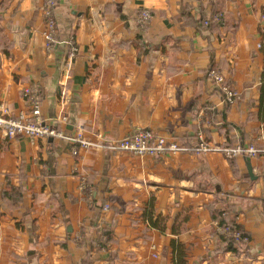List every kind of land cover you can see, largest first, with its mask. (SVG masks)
I'll use <instances>...</instances> for the list:
<instances>
[{
    "label": "crops",
    "instance_id": "obj_1",
    "mask_svg": "<svg viewBox=\"0 0 264 264\" xmlns=\"http://www.w3.org/2000/svg\"><path fill=\"white\" fill-rule=\"evenodd\" d=\"M44 11L45 0H0L7 117L30 114L25 91L36 89L42 120L70 136L119 141L145 128L190 151L74 155L67 141L0 130V264H264V156L197 151L201 135L211 147L264 146V0H58L51 52ZM230 206L245 252L216 231Z\"/></svg>",
    "mask_w": 264,
    "mask_h": 264
},
{
    "label": "built area",
    "instance_id": "obj_2",
    "mask_svg": "<svg viewBox=\"0 0 264 264\" xmlns=\"http://www.w3.org/2000/svg\"><path fill=\"white\" fill-rule=\"evenodd\" d=\"M58 0H45V30L43 32L46 42V50L54 51L61 44L57 39V24L55 20V9ZM151 20V13L147 10L141 12L139 23L145 26ZM220 15L215 17V21H220ZM208 20L205 21V26L208 25ZM70 47V58L75 57L78 50L67 42ZM260 47V46H259ZM210 77L213 79L217 87L220 89L224 100L228 105H234L238 99V93L227 84L225 78L216 72H212ZM25 96L30 98L31 112L30 114H20L18 117H7L8 112L0 107V130L6 138L13 139L16 137H27L29 139H53L64 140L73 145L74 155H78L81 150H104L111 152L127 153L137 157L145 158H162L170 154L188 153L190 149L179 144L177 141L170 139L160 133L150 129H138L132 132L127 137L119 141H109L105 137L99 135L96 140H89L84 136V132L79 131L75 136H70L65 130L53 128L46 124L41 118V102L39 93L36 89H28L25 91ZM198 143V152L202 155L209 153L221 154L228 159H236L238 157L257 158L264 156V146L258 148L256 145L249 146H209L205 142L203 135ZM216 231L223 239H230L233 245L237 248H246L250 244L247 235L240 230L238 225L231 224L221 226L219 222L215 223ZM98 246V245H97ZM100 247V245H99ZM157 257V255H154Z\"/></svg>",
    "mask_w": 264,
    "mask_h": 264
},
{
    "label": "trees",
    "instance_id": "obj_3",
    "mask_svg": "<svg viewBox=\"0 0 264 264\" xmlns=\"http://www.w3.org/2000/svg\"><path fill=\"white\" fill-rule=\"evenodd\" d=\"M214 12H216V11L214 10ZM218 14L219 13L217 12L214 17L218 16ZM217 26L218 25L216 23L210 22V23H208L206 30L213 31V30H215L217 28ZM137 48L140 49L138 46H137ZM235 145H236V143L233 144V145H229V146H235ZM229 208L230 209L227 210V212H226L227 213V216H222L224 214V212L223 213L221 212V213H218V215L215 217V220L217 222L219 221V223H220L221 226L231 225V224H233L235 222L236 214L234 213V210H232V207L231 206ZM213 213L215 214V211H213ZM240 230H241V228H240ZM102 234L103 235L101 237H99L100 238L98 240L99 243L105 241L106 240L105 238H108L109 241H111V238H112L111 237V234H112L111 231H109L108 229H106V230L103 231ZM221 239H222L223 244L225 246L224 249L229 250V251H232L233 253H239V251L237 250L238 248L235 245H233V243L231 242L230 239H223L222 237H221ZM240 250H242L243 252H245L247 250V247L246 248H242Z\"/></svg>",
    "mask_w": 264,
    "mask_h": 264
},
{
    "label": "water",
    "instance_id": "obj_4",
    "mask_svg": "<svg viewBox=\"0 0 264 264\" xmlns=\"http://www.w3.org/2000/svg\"><path fill=\"white\" fill-rule=\"evenodd\" d=\"M248 168H249L250 176H251L252 178H254V177H253V173H252V168H251V166H248Z\"/></svg>",
    "mask_w": 264,
    "mask_h": 264
}]
</instances>
